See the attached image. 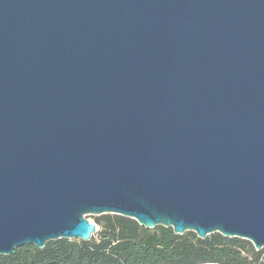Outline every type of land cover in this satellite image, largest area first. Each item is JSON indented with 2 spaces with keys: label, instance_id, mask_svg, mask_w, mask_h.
Segmentation results:
<instances>
[{
  "label": "water",
  "instance_id": "water-1",
  "mask_svg": "<svg viewBox=\"0 0 264 264\" xmlns=\"http://www.w3.org/2000/svg\"><path fill=\"white\" fill-rule=\"evenodd\" d=\"M106 214L264 248V0H0V255Z\"/></svg>",
  "mask_w": 264,
  "mask_h": 264
},
{
  "label": "trees",
  "instance_id": "trees-1",
  "mask_svg": "<svg viewBox=\"0 0 264 264\" xmlns=\"http://www.w3.org/2000/svg\"><path fill=\"white\" fill-rule=\"evenodd\" d=\"M88 218L99 228L91 241L59 239L42 249L25 245L12 255H0V264H264V248L256 251L247 240L146 229L119 215Z\"/></svg>",
  "mask_w": 264,
  "mask_h": 264
},
{
  "label": "rangeland",
  "instance_id": "rangeland-1",
  "mask_svg": "<svg viewBox=\"0 0 264 264\" xmlns=\"http://www.w3.org/2000/svg\"><path fill=\"white\" fill-rule=\"evenodd\" d=\"M87 219H89L90 221H93L91 218H88V216H87ZM263 261H264V254H263Z\"/></svg>",
  "mask_w": 264,
  "mask_h": 264
}]
</instances>
